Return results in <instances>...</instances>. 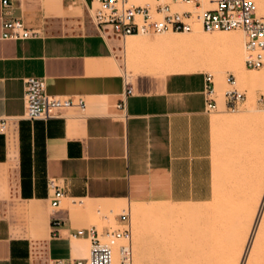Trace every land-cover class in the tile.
<instances>
[{
	"label": "crops",
	"instance_id": "0c3cea01",
	"mask_svg": "<svg viewBox=\"0 0 264 264\" xmlns=\"http://www.w3.org/2000/svg\"><path fill=\"white\" fill-rule=\"evenodd\" d=\"M91 3L14 0L13 13L38 28V38L3 39L0 20V119L11 121L0 132V264L85 257L88 239L72 233L90 226L98 201L201 202L212 194L223 160L214 123L221 129L232 121L204 109L203 70L128 71L127 44L163 35L122 41L95 24ZM31 76L43 77L50 94L82 98L85 110L24 118L23 83ZM51 181L63 191L56 207Z\"/></svg>",
	"mask_w": 264,
	"mask_h": 264
},
{
	"label": "rangeland",
	"instance_id": "374dc122",
	"mask_svg": "<svg viewBox=\"0 0 264 264\" xmlns=\"http://www.w3.org/2000/svg\"><path fill=\"white\" fill-rule=\"evenodd\" d=\"M258 1L264 14V0ZM214 31L201 30L198 36L221 38L234 30ZM155 35L158 34H146ZM239 54L244 63L243 41ZM249 69L224 68L223 73H213L220 105V111L213 114L232 123L222 125L221 129L217 121L214 123L212 140L221 150L223 160L216 170L210 199L94 204L89 225L96 226L100 234L104 233V226L110 231L131 228L133 264H264V101L260 99L264 97V70ZM209 71L212 72L210 68L203 70ZM230 75H235V86L246 96L236 112L224 111L222 107ZM251 76L257 84L250 83ZM127 78L135 81L140 77ZM106 202L114 208L112 214ZM75 203L79 206L78 200ZM69 204L74 207L71 201ZM127 211L130 216L122 214ZM87 253L88 250L85 256Z\"/></svg>",
	"mask_w": 264,
	"mask_h": 264
},
{
	"label": "built area",
	"instance_id": "2783aa9c",
	"mask_svg": "<svg viewBox=\"0 0 264 264\" xmlns=\"http://www.w3.org/2000/svg\"><path fill=\"white\" fill-rule=\"evenodd\" d=\"M14 0H0L1 38L29 39L41 36L38 28L25 26L21 16L13 13ZM89 12L96 25H107L123 41L129 35L162 34L166 32H191L195 25L205 32L238 29L244 34V63L250 69L264 70V15L258 0H92ZM204 109L220 111L215 90L214 75L204 72ZM222 95L224 111L236 112L245 101V93L235 86L233 75L228 77ZM132 93V87L125 94ZM264 101V97L260 98ZM24 112L28 120L49 119L59 116L68 108L84 111L82 98H67L46 91L43 77H27L23 83ZM124 99L117 103L123 109ZM10 118L0 119V132L7 133ZM51 207L59 205L63 191L54 184ZM60 220H54L59 225ZM72 236L86 237L88 253L82 258H54L50 264H133L134 253L130 227L99 233L94 225L80 228Z\"/></svg>",
	"mask_w": 264,
	"mask_h": 264
},
{
	"label": "bare ground",
	"instance_id": "6f19581e",
	"mask_svg": "<svg viewBox=\"0 0 264 264\" xmlns=\"http://www.w3.org/2000/svg\"><path fill=\"white\" fill-rule=\"evenodd\" d=\"M260 13L263 14L261 11ZM200 31L201 29L197 24L189 33L166 32L158 34L163 36L160 37L156 43H128V71L184 72L210 68L212 71L211 73L213 74L219 72L223 73L225 71L224 68H228L230 71L233 69L239 71L244 68L245 63H242L239 54L240 44L243 41L244 60L245 37L241 30L234 29V31L221 38L210 35L204 39L199 38L198 35ZM129 36H137L134 37L137 41L145 40V38H139L138 36L149 37L146 35ZM219 48H223L222 51H218ZM123 74L126 77L128 76L125 71ZM250 83L257 84L258 82L255 77L251 76ZM111 206L109 205L107 208L112 214L114 208ZM125 213L130 216L129 211L122 212V214Z\"/></svg>",
	"mask_w": 264,
	"mask_h": 264
}]
</instances>
